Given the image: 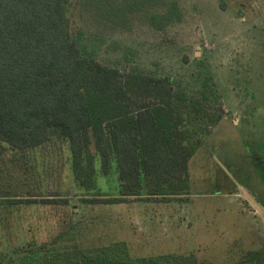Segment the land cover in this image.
Listing matches in <instances>:
<instances>
[{"label":"rangeland","instance_id":"rangeland-1","mask_svg":"<svg viewBox=\"0 0 264 264\" xmlns=\"http://www.w3.org/2000/svg\"><path fill=\"white\" fill-rule=\"evenodd\" d=\"M154 15L170 20L158 27ZM70 17L105 64L170 76L191 95L211 77L225 114L190 161V194L175 198L87 203L95 195L75 180L67 145L8 150L0 155V199L38 202L0 204V251L73 225L84 245L120 239L138 255L191 252L223 264L237 241L246 247L264 237V0H72ZM96 165L100 197H119L116 170L106 176ZM48 198L66 202L41 200Z\"/></svg>","mask_w":264,"mask_h":264},{"label":"trees","instance_id":"trees-1","mask_svg":"<svg viewBox=\"0 0 264 264\" xmlns=\"http://www.w3.org/2000/svg\"><path fill=\"white\" fill-rule=\"evenodd\" d=\"M71 4L0 0V155L67 145L75 180L95 195L82 199L87 203L190 194V161L225 114L212 78L191 95L170 76L103 63L98 47L73 30ZM161 19L170 15H154L158 27ZM98 160L104 175L116 170L119 197H100ZM258 169L264 195V167ZM242 184L262 199L255 187ZM11 198L0 204L38 202ZM70 228L43 243L0 251V264H204L191 252L138 255L120 239L84 245ZM245 243H234L223 264H264V237Z\"/></svg>","mask_w":264,"mask_h":264}]
</instances>
